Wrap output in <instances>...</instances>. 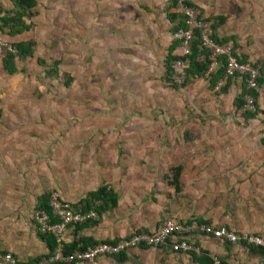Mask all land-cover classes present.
Segmentation results:
<instances>
[{
  "label": "rangeland",
  "instance_id": "obj_1",
  "mask_svg": "<svg viewBox=\"0 0 264 264\" xmlns=\"http://www.w3.org/2000/svg\"><path fill=\"white\" fill-rule=\"evenodd\" d=\"M189 1L209 24L218 25L215 16L224 15L216 35L235 39L236 55L251 53V64L264 70V0ZM170 2L39 0L44 5L43 22L32 38L34 58L42 62L29 69L27 78L22 76L26 82L22 85L29 101L38 109L47 108L45 141L58 142L52 141L54 132L63 138L57 150L49 143L48 165L39 174L46 179L48 192L57 191L77 204L88 191L105 184L119 200L125 183L131 196L149 198L158 183L170 181L175 165L215 169V152L224 148L222 139L227 136L221 129H261L264 137V115L257 110L254 120H245L233 105L239 90L246 89L239 81L215 87L209 86L206 72L201 77L166 75L164 56L173 40L166 17ZM53 60L58 61L57 75L51 78L42 69L52 67ZM257 92L264 109V87ZM198 142L203 147H194ZM32 171L36 174L38 169ZM34 215L33 209L0 213V249H10L23 261L46 253L36 236ZM65 235L71 239L74 232ZM66 237L63 234V241ZM147 249L129 248L126 263L111 262L109 256L81 263L167 264L160 259L159 248ZM173 262L192 264L179 256Z\"/></svg>",
  "mask_w": 264,
  "mask_h": 264
},
{
  "label": "crops",
  "instance_id": "obj_2",
  "mask_svg": "<svg viewBox=\"0 0 264 264\" xmlns=\"http://www.w3.org/2000/svg\"><path fill=\"white\" fill-rule=\"evenodd\" d=\"M21 10L14 0H0V17H15L17 21V23L13 21L10 23L12 32L9 27L3 26L0 29V39L10 45L33 40V31L39 29L43 22L41 10L44 12V5L40 6L39 0H35L34 5L25 9L18 17ZM22 25H29V27L22 30L20 29ZM236 30L239 35V29ZM241 40H237L238 43ZM4 52L5 50L0 46V213L16 211L28 213L32 209L34 211L36 197L43 191H47V181L39 174L41 169L48 165L49 143L54 146V150H57L58 143H61L63 138H59L58 133L50 129L54 132L52 141L57 139L60 141H45L47 136L49 137V129H46L47 108L44 107L42 110L39 107L38 109L33 101H29L30 97H25L23 93L22 83L25 80L22 76L27 78L29 69L33 66L37 68L41 64L38 63L39 57L34 58V49L32 48L31 56L21 60L14 59L12 64L15 72L13 73H8L2 66L1 59ZM235 53L237 54L236 49ZM243 54L246 55L245 60L251 62V53L243 52ZM231 80L239 81L236 78ZM257 97L256 107L264 115L262 103H259ZM262 131L261 129H221L220 132L226 133L227 136L222 139L224 148L215 152L214 157L218 158V162L213 164L215 169L206 168V166L188 169L181 165L176 189L167 178L163 183H158L160 186H157L158 189L155 187L156 191H153L149 198L145 194L131 196V192H128L126 187L127 184L124 183L121 185L120 199H117L119 204L107 208V210L112 209L111 211H101L95 219L96 223L88 224L79 230H75L73 225H67L63 231L64 236L66 237L65 234L72 229L75 238L82 236L96 241L105 239L114 241L128 236L132 231H155L169 217L178 221L195 218L214 227L223 226L235 231L258 234L263 239V245L251 247L248 251L240 244L228 243L193 232L185 236L187 242L198 250L197 253L192 252L199 254V251H205L226 264H242L243 261L247 264H264V252L261 254L264 250V137L261 136ZM211 143V140L207 142L208 145ZM200 146L203 147V143L198 142L194 145V147ZM59 154L56 151V155ZM33 169H38V172L32 173L35 172L32 171ZM67 237L64 242L72 239ZM139 248L146 252L150 250L147 249L148 246ZM159 249L163 253L160 259L167 264H175L173 260L178 256L184 260L188 257L190 263L199 264L192 261L188 252H172L167 244ZM125 253L126 258L120 262L111 257L108 258L111 262L126 263L129 261V254Z\"/></svg>",
  "mask_w": 264,
  "mask_h": 264
},
{
  "label": "built area",
  "instance_id": "obj_3",
  "mask_svg": "<svg viewBox=\"0 0 264 264\" xmlns=\"http://www.w3.org/2000/svg\"><path fill=\"white\" fill-rule=\"evenodd\" d=\"M186 0H176V11L181 13L185 28H179L172 33V39L178 42L177 49L180 56L190 54L189 43L196 35L199 46L208 51L209 63L206 73L213 72L222 57L224 71L222 80L216 87L227 79H238L247 89H257L256 80L259 77V69L250 61H239L233 53L232 42H217L212 37L210 24L204 17L198 15L192 5H187ZM0 46L6 52H14L13 47L6 41L0 39ZM186 60L176 59L174 61L173 76L177 77L184 73ZM264 78V77H263ZM245 102L241 110L254 111L253 100L250 96H245ZM48 205L51 215L57 218L56 222L48 223L49 218L43 211H35V221L40 232H47L55 238V248L48 257H42L38 261L26 263L20 260L9 250H0V264H58L75 260V263L93 261L98 257L109 256L120 251H126L139 245L150 247H163L169 245L172 252H198L185 238L186 235L198 232L203 235L220 239L228 243H241L245 246L258 247L263 245V239L258 234L247 231H235L223 226L214 227L195 218L185 221H178L173 217L165 219L162 224L152 232L133 231L126 237L115 239L113 242L98 241L86 246L83 250L75 249L68 254L62 253L63 231L67 225L80 224L86 220H95L97 214L93 209L87 211L73 210L68 201L62 199L57 191L49 192ZM212 264H221L215 255H209Z\"/></svg>",
  "mask_w": 264,
  "mask_h": 264
},
{
  "label": "trees",
  "instance_id": "obj_4",
  "mask_svg": "<svg viewBox=\"0 0 264 264\" xmlns=\"http://www.w3.org/2000/svg\"><path fill=\"white\" fill-rule=\"evenodd\" d=\"M15 4L19 5L21 7V11L19 13V16L21 15V12H24L25 9L30 8L34 5L35 0H14ZM176 0H171L170 6H169V11L166 13V17L168 21L171 23L170 27V32L173 33L179 28H185V23L183 21V16L181 13L176 11ZM185 3L187 5H192L195 10H198V15H201L199 9L189 0H186ZM15 18V17H14ZM14 18H7V16L0 17V29L1 27H9L10 31L12 32V24L10 25L11 21L17 23ZM14 19V20H13ZM215 19L217 20L218 25L222 24L223 21L225 20V17L222 15H216ZM10 21V22H9ZM215 24H210V28L212 31V37L215 41L221 43L230 40L232 42V50L233 53L235 51L236 46V40L231 38V37H219L215 33V29L218 26ZM29 27V25H22L20 29L25 30ZM19 30V29H18ZM35 45L34 40H27V41H20L16 43H12L11 46L14 49V52H4V55L1 59L2 61V66L3 68L8 72V73H13L15 72V67L13 66L12 63H14V59H24L26 56H31L32 55V48ZM178 45V42L176 40L170 41L169 45L167 46V52L164 56V68L166 75H169L171 72H174V61L176 59H183L186 60V66L184 68V78L186 76L190 77H201L204 75V73L207 70V66L209 63L208 59V51L201 48L199 46L198 40L196 38V35H193V38L191 39L189 43V48H190V54L187 56H180V55H175L172 51L174 48H176ZM235 54V53H234ZM236 55V54H235ZM237 59L239 61H246V57L244 55H241L240 57L238 55ZM41 60H38V63H41ZM58 61L53 60L52 61V67H45L44 68V74L48 75L49 77H55L57 75V66ZM223 71H224V64L222 61V57L219 58V64L217 68L211 72L208 73V83L209 86H215L220 83L223 77ZM264 70L260 71L259 70V77L256 80L257 88L258 87H264ZM169 78V77H168ZM230 78L225 80L223 84H226ZM242 83V82H241ZM243 84V83H242ZM222 85V84H221ZM244 85V84H243ZM220 86V85H219ZM245 87V86H244ZM245 94H248L251 99L253 100V105L255 107L254 111H249V110H241V115L243 119H251L256 116L257 113V107H256V97L258 95L257 89H245L241 90L234 98H233V105L236 109H241L244 105V100L245 98L243 97ZM180 165H175L170 168L171 170V179L169 183H171L174 188L176 189L177 184H178V176L180 172ZM48 200H49V192L48 191H43L36 197V201L34 204V210L35 211H43L49 218L48 223H53L57 221V218L53 217L51 215V210L48 205ZM96 203V205L94 204ZM117 203V195L116 193L108 186L105 184H101L97 186L96 189L88 191L83 198H80L77 201V204L69 202L71 208L76 211H87L91 207L96 211L97 215H100V212L103 211L106 208L109 207H115ZM92 205V206H91ZM91 206V207H90ZM98 220V219H97ZM91 223H96V220H86L80 224H74L75 230H79L84 226H87L88 224ZM36 236L41 241L46 249V253L44 255H38L31 260H27L26 263H31L32 261H38L42 257H48L52 254L56 242L54 236L47 232H40L39 229H36ZM104 242H113V240H100ZM98 241L91 239L90 237H77V238H72L68 242H63L62 243V253L63 254H68L71 251L75 249H80L83 250L86 246L94 244ZM139 247H145V245H139ZM251 250V248H249ZM126 251H120L116 254L109 255V257L113 258L116 261H123L126 258ZM189 255L192 258L193 262H197L199 264H212L211 258L205 251H200L199 254H196L192 251H188ZM75 260H71L68 262H59L58 264H76ZM51 264V263H47ZM221 264H226L223 261H221Z\"/></svg>",
  "mask_w": 264,
  "mask_h": 264
}]
</instances>
